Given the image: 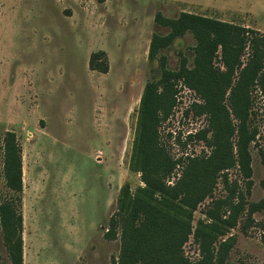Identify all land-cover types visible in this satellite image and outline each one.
I'll return each mask as SVG.
<instances>
[{
    "label": "rangeland",
    "instance_id": "374dc122",
    "mask_svg": "<svg viewBox=\"0 0 264 264\" xmlns=\"http://www.w3.org/2000/svg\"><path fill=\"white\" fill-rule=\"evenodd\" d=\"M191 13L264 34V0H0V141L16 135L22 150L24 264H113L120 239L106 234L122 187L142 186L130 170L138 109L148 81L161 75L158 58L177 70L181 56L191 66L196 40L177 38L149 60L152 36L170 28L157 15L175 20ZM104 51L106 74L89 67ZM246 56L244 59L246 60ZM172 115L161 126L175 158L209 152L203 141L188 140L206 127L192 111L197 95L180 85ZM252 126L258 130L252 154L249 202L264 198V93L254 97ZM180 139L186 146L178 143ZM0 150V204L12 192L3 177ZM243 186L237 169L228 172ZM173 181V180H172ZM222 183L215 198H224ZM211 199L194 213L193 225L206 221ZM241 226L228 264H264L261 240L264 211ZM243 222V220L241 221ZM184 251L199 257L193 236ZM0 264H11L0 226Z\"/></svg>",
    "mask_w": 264,
    "mask_h": 264
},
{
    "label": "trees",
    "instance_id": "16d2710c",
    "mask_svg": "<svg viewBox=\"0 0 264 264\" xmlns=\"http://www.w3.org/2000/svg\"><path fill=\"white\" fill-rule=\"evenodd\" d=\"M156 22L171 31L152 36L151 62L187 33L196 40L194 59L190 66L181 56L179 68L171 70L167 58L160 56L161 75L143 90L130 159V170L140 175L143 185L132 191L126 184L120 191L106 234L121 242L113 264H228L235 243L228 234L238 226L247 232L255 223L253 215L264 211V198L247 199L253 187L250 147L258 134L252 108L255 93H264V34L191 13L175 20L158 14ZM89 67L108 73L106 53H93ZM180 85L201 101L191 109L207 124L188 140L203 141L206 154L175 158L163 140L161 126L173 113ZM178 143L187 145L180 139ZM0 150L5 184L12 192L0 204V226L11 264H24L22 150L13 132L0 141ZM260 155L264 166V149ZM233 169L243 186L229 178ZM219 181L227 193L224 198L214 197ZM261 185L264 190V180ZM209 199L207 220L194 227V213ZM191 236L199 249L196 260L184 251Z\"/></svg>",
    "mask_w": 264,
    "mask_h": 264
}]
</instances>
